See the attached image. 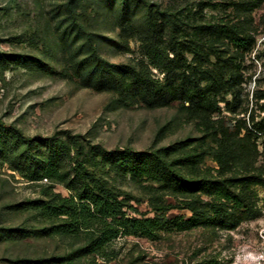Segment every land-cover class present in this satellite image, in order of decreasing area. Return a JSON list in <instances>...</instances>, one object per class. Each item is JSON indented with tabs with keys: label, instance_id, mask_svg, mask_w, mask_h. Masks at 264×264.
Wrapping results in <instances>:
<instances>
[{
	"label": "trees",
	"instance_id": "obj_1",
	"mask_svg": "<svg viewBox=\"0 0 264 264\" xmlns=\"http://www.w3.org/2000/svg\"><path fill=\"white\" fill-rule=\"evenodd\" d=\"M75 1H68V12L73 27L86 34L78 50L88 48L85 54L78 50L70 54L71 45L62 39L61 52L69 66L64 76L78 78L83 87L114 93L121 106L156 108L179 102L180 112L196 122L202 135L141 151L107 150L68 131L65 139L58 132L27 137L0 119L5 133L21 137L27 157L25 176L34 182L64 184L70 190L63 195L44 185L43 197L30 206L48 221L49 234L83 240L59 264H81L90 255L108 256L109 245L119 236L153 238L162 225L159 215L127 213L124 200L100 173L106 166L138 183L151 182L166 194L183 197L181 207L192 215L174 221L180 230L219 218L233 227L256 214L254 186H264V163H260L264 141L262 149L258 143L264 136V89L255 78V87L247 90L252 76L247 75L246 61L257 45L253 13L264 0L206 2L196 11L186 4L161 7L149 0H117L119 46L132 52L129 42L135 40L139 49L138 56L121 63L100 54L97 34L87 31L78 19ZM132 1L144 6L142 26L135 24ZM206 6L224 15L206 18L202 14ZM258 58L264 60V51ZM5 62L1 57V68ZM19 62L33 66L26 58ZM35 64L46 66L40 61ZM207 156L217 164L215 173L202 168ZM203 195L209 197L203 205L205 213L200 204ZM128 207L137 211L133 205ZM171 207L161 205L160 210Z\"/></svg>",
	"mask_w": 264,
	"mask_h": 264
},
{
	"label": "rangeland",
	"instance_id": "obj_2",
	"mask_svg": "<svg viewBox=\"0 0 264 264\" xmlns=\"http://www.w3.org/2000/svg\"><path fill=\"white\" fill-rule=\"evenodd\" d=\"M68 1L0 0V58L6 60L4 68L0 67V119L27 137L58 132L65 139L68 131L82 134L86 141L107 150L141 151L200 137L202 132L195 121L180 112L179 102L156 108L121 106L114 93L83 87L78 78L64 76L63 70L69 66L61 52L62 39L71 45L70 54L86 39L85 33L73 27ZM149 1L161 7L186 4L196 11L200 4L228 0ZM75 10L87 31L97 34V47L104 58L121 63L139 55L135 40L129 42L132 52L119 46L121 14L117 0H76ZM131 11L136 15L135 24L142 26V3L132 1ZM202 14L206 18L224 15L212 6H206ZM253 16L257 45L246 61L247 75L252 76L247 88L250 92L255 78L264 89V60L258 58L264 51V5ZM87 48L85 45L78 52L85 54ZM23 58L33 66H23L19 62ZM37 61L51 70L36 68ZM263 141L264 136H260V149ZM22 149L21 137L5 133L0 125V264H59L83 240L49 234L48 221L30 206L33 200L43 197L44 185H52L63 195H69L70 190L46 179L29 180L25 176L27 157ZM216 166L211 157H205L203 169L215 173ZM100 173L124 200L128 214L159 215L162 225L153 238L121 235L109 245L108 256L90 255L82 258L81 264H259L256 256L263 242L264 186H254L256 197L252 201L259 210L237 225L232 227L229 221L224 224L219 218L180 230L174 221L192 215L190 209L181 207L183 197L166 194L156 188L157 184L138 183L122 172H111L109 166ZM201 198L205 213L207 207L203 205L209 197ZM161 205L172 207L160 210ZM208 216L214 218L212 213Z\"/></svg>",
	"mask_w": 264,
	"mask_h": 264
},
{
	"label": "built area",
	"instance_id": "obj_3",
	"mask_svg": "<svg viewBox=\"0 0 264 264\" xmlns=\"http://www.w3.org/2000/svg\"><path fill=\"white\" fill-rule=\"evenodd\" d=\"M261 237L263 239L262 247L257 253L256 260L259 264H264V230L261 232Z\"/></svg>",
	"mask_w": 264,
	"mask_h": 264
}]
</instances>
